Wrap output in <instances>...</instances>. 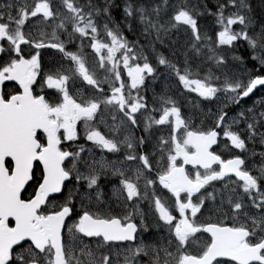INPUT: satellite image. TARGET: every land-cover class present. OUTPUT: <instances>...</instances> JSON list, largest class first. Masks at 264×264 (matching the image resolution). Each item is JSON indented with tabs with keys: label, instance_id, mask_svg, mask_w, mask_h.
<instances>
[{
	"label": "snow or ice",
	"instance_id": "snow-or-ice-1",
	"mask_svg": "<svg viewBox=\"0 0 264 264\" xmlns=\"http://www.w3.org/2000/svg\"><path fill=\"white\" fill-rule=\"evenodd\" d=\"M109 7L101 10L92 0L84 4L62 0L55 9L50 0L32 3L5 0L0 5V264H144L141 257H147V264H214L218 257L234 264H264V168L256 176L244 167L245 160L239 155L225 160L211 151L221 134L236 149L246 151V140L240 131L232 130L231 123L226 121V111L218 112L214 128L194 129L170 98L161 97L164 105L171 106L163 107L159 118L149 117L144 129L148 131L153 123L171 126L169 138L160 140V155L155 159H152L155 152L137 151L144 143L143 137L134 139L128 135L118 141L102 134L93 123L109 112L113 121H117V113L122 114V119L112 126L114 133L125 123L138 127L135 114L147 108L141 89L146 76L156 78L158 66H164L185 89L206 100L216 99L217 93L223 91L232 93V102L238 104L258 85L264 86V72L250 76L247 81L226 78L221 86H213L207 78L201 79L193 72L189 56L199 57L204 47L214 53L209 42L216 47H232L243 40L252 50L251 58L264 69V24L260 31L250 34L252 19L246 15L251 10L248 0H226L218 3L216 13L205 8L209 15L216 16L221 26L214 40L202 34L198 26L197 15L204 13H197L186 3L171 5L173 11L167 20L162 19L161 13L170 7L168 0H163V6L129 3L124 8L125 16L138 19L145 38H153V51L155 42L163 44L169 33L181 25L187 26L194 37L195 42L185 54L184 66H177L160 54L154 67L147 55L138 52L118 31L109 28L108 23L103 24V29L111 38L110 43L98 38L100 26L94 17L101 11L110 17ZM226 7L235 11L225 15ZM45 22H50L47 26L52 28L51 33L38 30L39 35L33 36L31 29ZM234 25L242 27L234 31ZM131 27L128 23L129 30ZM60 35H66L68 43L80 39L81 49L83 40L88 39V47L98 57L97 64L104 71V77L97 79L95 72L86 66L84 53L66 49ZM46 48L57 49L69 61L65 72L41 75L39 50ZM211 58L217 65L225 63L222 56L213 54ZM121 64L127 70L126 79L122 78ZM38 76L41 82L37 87L41 91L34 95L33 85ZM77 77L92 87V95L78 97L69 90V81L75 83ZM6 81L17 82L23 92H5L2 86ZM45 84L60 95L54 100L46 99L42 94ZM239 117L235 122L245 124L247 139L254 140L259 135L264 142V132L257 130V125L264 128V111L259 113V118L245 112H240ZM80 122L86 139L102 152L121 153L123 146V159L119 162L106 158L95 160L90 153L83 155L86 153L83 146H78V151L70 150L73 144L66 142L80 139L77 130ZM188 165L195 171L186 170ZM38 167L39 180L34 171ZM109 174L119 177V193L129 209L123 215H112L110 206L93 207V201L96 205L101 202L103 194L99 185L102 177ZM231 176L237 178L230 181L236 187L230 188L226 195L219 194L218 211L232 223L213 222L210 216L206 220L209 209L205 202L211 199L215 203L217 194L213 190H201L213 181H225L223 187L228 189L229 181L225 177ZM33 182L32 195L22 198L26 186L32 187ZM237 188H242L255 213L245 211L244 197ZM158 189L171 194L167 197L170 205L162 201ZM146 199L152 201L158 220L163 222L161 227L167 232L165 242H141L129 246L122 262L118 253L114 259L111 248L120 242L136 241L138 230H147L138 207ZM225 203L229 206L227 212ZM136 215L141 216L139 226L134 221ZM10 218L15 221L14 226H10ZM204 233L210 239L200 253L193 254L189 251L191 243L201 239L197 234ZM105 247L108 251H101Z\"/></svg>",
	"mask_w": 264,
	"mask_h": 264
},
{
	"label": "flooded vegetation",
	"instance_id": "flooded-vegetation-1",
	"mask_svg": "<svg viewBox=\"0 0 264 264\" xmlns=\"http://www.w3.org/2000/svg\"><path fill=\"white\" fill-rule=\"evenodd\" d=\"M5 2V0H0V5H2ZM33 0H29V3H32ZM51 4L53 5L54 9L61 4H59L58 0H50ZM248 3L250 5V11H248L246 14H254V16L251 17L252 24L250 28L248 29L249 33L251 34L253 31H260L261 25L264 24V0H248ZM235 9H233V12ZM111 13V12H110ZM113 13V12H112ZM50 24V22H45L44 24H40L37 26H34L31 29V32L33 36H38L39 31L42 30L48 33H51L52 28L48 27L47 25ZM233 29L237 28L236 26H232ZM27 28V25H26ZM218 30L214 37H217ZM135 36V35H134ZM66 39V35H60V39ZM50 39V37H49ZM65 47L71 46L70 43L65 42ZM27 47V46H22ZM228 51L226 49H223L221 47H216L215 52L216 56L221 55L224 58L225 63L223 65H217L215 60L213 59V67H214V73L212 75V82L213 86H221L223 81L227 78L230 81L235 80H241V81H247L250 76L260 74V72H264V69H261L258 62L253 60L252 57V50L248 47L247 42L240 40L236 42L235 48L226 46ZM85 48V47H84ZM218 50H225V53H219ZM41 53V75H48L56 73H52V69L50 68V72H46L44 69V66H50L54 64L55 60L59 58V56H63L62 53H59L55 49H40ZM219 57V56H218ZM238 57L239 59H235ZM65 59V58H64ZM68 61L67 59H65ZM255 66V67H254ZM216 77H219V79H216ZM103 77H99V79H102ZM122 78H127V70L125 69V76ZM153 77L148 76L147 78V84L150 83L153 79ZM202 78V77H199ZM98 79V78H97ZM173 81L178 86V89L180 92H183L187 95L185 90L182 88L181 83L178 81L177 77L174 75ZM36 82L40 81V76L37 77ZM146 84V86H147ZM78 85H76L77 87ZM104 87L108 89V85L105 84ZM33 89L38 92L37 85H33ZM78 95L80 90L73 89ZM5 92H14L15 94L20 92V88L16 84H7L4 86ZM152 94L145 89L141 90V95L146 98L147 100V108L141 109L140 112H137L135 114L137 121H138V127H131L127 123H125L123 126L120 127L119 132L114 133L112 131V126L114 124H117L120 119H122V114L117 113V121H113L111 116L112 113L105 112L102 120L94 121L93 123L96 124L97 130L101 131L102 134H105L106 136L113 137L116 140L120 141L123 140L125 136L131 135L134 139H139L140 137L144 138V143L141 145L137 151L140 153H151L155 152L156 156L152 157V159H155L160 155L159 153V146H160V140L161 138H169L170 136V130L171 126L168 124L164 125H156L152 124V127L145 131V124L147 123L149 117L153 118H159L161 115V110L163 107L167 106L170 107L171 105H164L161 97L157 91L152 90ZM47 97L48 94L45 93ZM92 95V89L90 87L85 88V98ZM232 93L228 92H218L216 99L209 100L210 106L208 109H202L200 112H196L195 114H192L191 116L186 115L183 112V118L190 122V125L194 129H211L215 126L216 116L219 111L223 110L228 113V117H226V121L231 123L232 130L234 131H240L242 138L246 140V151H241L239 149H236L234 146L231 145V142L228 141L223 134L218 138L217 144L213 145L211 151L215 152L217 155H220L221 159H232L235 158L237 155H239L241 158L245 160V168H248L253 175L259 176L260 175V169L264 168V142H261V138L259 135H257L254 140L247 139V133L244 131L245 124L243 122H235L239 121V113L245 112L246 115L252 116L253 114L257 115V118H259V113L261 111H264V86H259L258 88L254 89L253 92L248 96L244 97L240 100V102L233 103L232 102ZM166 98L165 96H163ZM154 98V100H153ZM203 103H206V101H203ZM176 105V104H175ZM179 107L178 105H176ZM155 108L156 111H152V109ZM180 108V107H179ZM251 109L252 111L249 112L248 110ZM99 116V113H98ZM172 119V118H170ZM217 131H222L221 129H215ZM258 132H264V128L259 127L257 125ZM82 142L81 146H83L86 150V153L83 155H87L90 153L91 158L95 160H100L101 158H106L109 161H117L123 159V153L125 151L124 147L121 146V153L113 154V153H107L102 152L97 146H95L91 141H88L85 137V130L82 131ZM135 164V162H126ZM214 168H218V165H213ZM186 170L195 171L192 169V166H186ZM204 170L201 169V172ZM36 172V179L39 180L41 176L40 168L38 167ZM226 181H229L228 189L224 188V182L225 181H213L211 184L206 186V189H202L201 191H207V190H213L217 194V201L213 203L211 199L206 200L205 207L209 209V211L205 215V219L207 220L209 216L211 217V220L213 222L224 220L226 223L231 224L232 220L228 219L227 217H224L219 213L218 208L219 205V194L221 192L225 193V195L228 193V190L230 188L236 187L235 184H232L230 181L237 180L236 177H225ZM81 183H84L81 181ZM237 183H242L237 181ZM213 185L215 188H213ZM77 187H79L77 185ZM100 191L102 192L101 202L99 205H96L95 201H93V207H111V214L112 215H123L126 211L129 209L125 207L123 197L120 196L119 189L121 188V185L119 183V177L108 175L106 178L102 177L100 185H99ZM35 190V183H32V187H27L25 193L22 194V198L27 199L30 197ZM237 192L244 197V203L246 204L245 211L248 213H255L256 209L252 208L249 204V201L247 200V197L245 194H243L242 188H237ZM157 194L161 196V199L166 204H171V200L167 199L168 196H170V193H167V190L165 189H158ZM234 198H235V194ZM93 196H95V190H93ZM193 200L195 202V196L193 197ZM139 210L143 214V222L145 225H147L146 231H140L137 232V240L136 241H126V242H120L115 247L111 248L112 255L114 259H117V253L118 259L122 262L124 255L129 252V246H135L139 245L141 242L144 244H163L165 242V238L167 237V232L165 228L161 227L163 224L162 221L158 220V214L154 210L153 203L150 199L142 200L139 204ZM224 211H229V206L225 203L223 205ZM77 210H79V204H77ZM202 211H204L202 209ZM244 217H241V220H243ZM141 216L136 215L134 217V221L140 225ZM14 222H10V226H14ZM198 236H201L200 240H195L193 243H191V247L189 248V251L193 254H198L201 252L203 246L205 243L208 242L210 239L209 234H197ZM101 251H108V247L102 248ZM144 264H147V257H141ZM220 261H226L227 264H234V262L227 261V259H218L214 261V264H219Z\"/></svg>",
	"mask_w": 264,
	"mask_h": 264
},
{
	"label": "rangeland",
	"instance_id": "rangeland-1",
	"mask_svg": "<svg viewBox=\"0 0 264 264\" xmlns=\"http://www.w3.org/2000/svg\"><path fill=\"white\" fill-rule=\"evenodd\" d=\"M59 1L60 0H58V2ZM106 1H112V0H106ZM117 1L118 3L122 4V7L125 5H128L129 3L133 5L134 4H137V5L144 4V5L152 6L155 4V5L163 6V0L161 1L160 0H117ZM176 1L178 2L179 0H176ZM86 2L87 0H80V4H84ZM159 2L161 3L159 4ZM118 3L117 2L115 3V6L111 10V12H117V10L120 9V5ZM168 3H169V0H168ZM218 3H226V0H188V2H186L187 5L190 4L189 6L194 7L196 11L198 12H202V9L206 8L212 13H216L219 11ZM171 5H174V3ZM171 5L167 9L166 12L161 13V17L163 20H167L170 17L173 11V8L171 7ZM98 8L102 10L104 7H98ZM232 12H233V9L231 7L225 8V15H228ZM209 17L210 18L208 20L202 19V21L200 22V30L202 34L206 33L208 36L213 37L214 39V36L218 30L219 24L217 23L216 16L209 15ZM94 19L96 20L97 25L100 26L101 32H104V29H103L104 23H108L109 28L111 29L115 25L112 23L110 24L111 20L113 19L111 13H110V17L104 13H101L99 16L94 17ZM131 19H132L131 30L123 26L122 28L126 29L129 34L136 35L135 31L138 28L137 27L138 20L133 19V18ZM139 29L142 30L143 26L142 25L139 26ZM139 34L144 36L143 32H140ZM62 41L64 43L67 42L65 38L62 39ZM194 42L195 41L191 38V36L186 31L182 30L181 28H178L177 30H174L173 32L169 33V35L165 38V42L163 44L160 43L162 47H165V50H162L161 48L156 47L155 51H153L152 50L153 38L151 36H149L147 39L144 37V40L140 42L138 41L137 36H135V38L132 41V44L135 45L138 52L144 51L145 53L147 52L149 54V57L151 59L150 63L154 67H157L158 65V56L160 54H162L164 57H166L168 60L172 61L173 63L177 64V66L182 67L184 66L185 54L189 52L191 45ZM88 44H89L88 41H83V45L85 48L83 47L81 49L80 47L81 41H79L76 47V51H82L85 57H87L88 52H89ZM146 44L149 46L148 49H145L143 47V45H146ZM209 47L214 48V51H215L216 46L212 45L210 42H209ZM218 52L222 54V53H225V50H218ZM211 53L212 52L209 51L208 47H204L202 54L199 57H196L193 59L191 58V56H189V61H190V67L192 68L194 73H197L199 77H202L204 79L207 78L209 81L212 82V75L214 73V67H213V62H211V57H212ZM89 63H90L89 66L91 67L92 71L95 72V75L97 77H104L105 75L104 71L98 67V64L96 62H94L93 60H89ZM194 64L196 68H194ZM203 64H208V68L203 70L202 69ZM50 68L52 69V73H57L58 71L65 72L67 70L66 65L60 58H57L55 60L52 67L44 66V69L46 70V72H50ZM173 77H174V74L167 71L164 68V66H158L157 78L147 84L146 90L149 91L151 94H152L151 91L155 90L160 96L162 97L165 96L166 98H170L176 105H178L182 109V111L186 115L191 116V117H192V114H195L196 112H200L202 109H208L210 105L201 106V105H198L196 102H194V100H192L191 98L187 96L185 97V95L179 91L177 84L175 83V81H173ZM76 85L78 86L76 87ZM69 89L80 90L81 93H79V97H85V85L83 83L77 82V81L73 83L69 81Z\"/></svg>",
	"mask_w": 264,
	"mask_h": 264
},
{
	"label": "trees",
	"instance_id": "trees-1",
	"mask_svg": "<svg viewBox=\"0 0 264 264\" xmlns=\"http://www.w3.org/2000/svg\"><path fill=\"white\" fill-rule=\"evenodd\" d=\"M161 1V0H160ZM181 2L183 3H186L188 2V0H179L178 2L176 0H169V3L170 5L174 3V5H178L180 4ZM161 2H159L160 4ZM121 8L124 10L125 6L122 7V4L119 3ZM134 5H137V4H134ZM155 5V4H154ZM190 5V4H189ZM197 13H199L198 11H196ZM202 12L204 13L203 15H197V20H198V23H200L203 20H208L210 17H209V14L207 13V11H205V8L202 9ZM111 15L113 17V19L111 20L110 24H115L114 27H115V30L118 31L122 36H125L126 40H133L135 38V36H137L138 32H142V30L139 29V26H141L140 22L138 21V24H137V30L135 31L136 32V35L134 36V34H129L128 31L126 29H123V27L125 28H128V23H131L132 22V19L131 18H123L121 17V11L119 10L117 13H112L111 12ZM138 20V19H137ZM111 26V25H110ZM190 32V31H188ZM159 44H155V48L158 47ZM144 55H147L148 53L146 52H142Z\"/></svg>",
	"mask_w": 264,
	"mask_h": 264
},
{
	"label": "bare ground",
	"instance_id": "bare-ground-1",
	"mask_svg": "<svg viewBox=\"0 0 264 264\" xmlns=\"http://www.w3.org/2000/svg\"><path fill=\"white\" fill-rule=\"evenodd\" d=\"M247 15H248V17H250V18H251L252 16H254V14H247ZM112 29L115 30V27L113 26ZM120 35H121V34H120ZM123 37H124V36H123ZM124 38H125V37H124ZM125 39H126V38H125ZM132 41H133V40H129L130 43H132ZM155 44H159L158 47L161 48L162 50H165V47H162V46L160 45L159 42H155ZM143 47H144L145 49H148V48H149V46H148L147 44H146V45H143ZM143 52H144V51H143ZM213 54L216 55V52L214 51V53H213V52L211 53L212 56H213ZM218 56H221V55H218ZM147 57H148L149 62H151V59H150V57H149V54H147ZM209 61H210V60H209ZM211 62H213V59H212V58H211ZM194 68H196V67H195V64H194ZM199 68H200V66H199ZM207 68H208V64H203V65H202V69H203V70H205V69H207ZM97 78L99 79V77H97ZM172 95H173V94H172ZM185 97H186V96H185ZM194 102H195V101H194Z\"/></svg>",
	"mask_w": 264,
	"mask_h": 264
},
{
	"label": "water",
	"instance_id": "water-1",
	"mask_svg": "<svg viewBox=\"0 0 264 264\" xmlns=\"http://www.w3.org/2000/svg\"><path fill=\"white\" fill-rule=\"evenodd\" d=\"M27 187V186H26Z\"/></svg>",
	"mask_w": 264,
	"mask_h": 264
}]
</instances>
